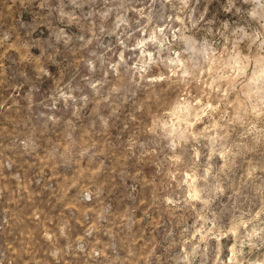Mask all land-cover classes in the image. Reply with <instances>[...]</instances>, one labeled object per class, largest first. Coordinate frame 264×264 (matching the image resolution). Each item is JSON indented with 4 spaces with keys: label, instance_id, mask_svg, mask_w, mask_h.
<instances>
[{
    "label": "rangeland",
    "instance_id": "1",
    "mask_svg": "<svg viewBox=\"0 0 264 264\" xmlns=\"http://www.w3.org/2000/svg\"><path fill=\"white\" fill-rule=\"evenodd\" d=\"M0 264H264V0H0Z\"/></svg>",
    "mask_w": 264,
    "mask_h": 264
}]
</instances>
